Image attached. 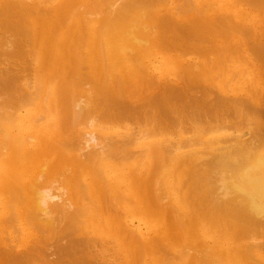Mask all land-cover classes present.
I'll list each match as a JSON object with an SVG mask.
<instances>
[{
    "label": "bare ground",
    "instance_id": "bare-ground-1",
    "mask_svg": "<svg viewBox=\"0 0 264 264\" xmlns=\"http://www.w3.org/2000/svg\"><path fill=\"white\" fill-rule=\"evenodd\" d=\"M170 1L0 0V243L10 221L21 225L8 250L30 251L35 224L66 221L73 248L102 240L96 264H112L107 240L127 264H264L262 122L179 133L117 120L153 85L156 96L140 97L164 113L171 96L201 90V107L264 115V0ZM14 56L29 60L33 85L2 74Z\"/></svg>",
    "mask_w": 264,
    "mask_h": 264
},
{
    "label": "rangeland",
    "instance_id": "rangeland-1",
    "mask_svg": "<svg viewBox=\"0 0 264 264\" xmlns=\"http://www.w3.org/2000/svg\"><path fill=\"white\" fill-rule=\"evenodd\" d=\"M173 2V0H171L170 1V3H172ZM181 4L180 2H179V0H174V2L171 4V7L172 8H174L177 4ZM181 13V12H180ZM179 13V14H180ZM191 56V55H190ZM14 62H12V61H10L9 62V68H8V71H6V72H3L2 74L3 75H6L7 73L9 74V76H13V75H16V76H18V78H19V82H24V84L26 85L27 83L28 84H30V85H33L34 84V69L29 65V60L27 59V57H23V58H21V57H16V56H14L13 57V59H12ZM20 62V63H19ZM14 63V64H13ZM17 64H19V65H17ZM21 64V65H20ZM24 64H26V65H24ZM0 65H2V64H0ZM12 65V66H11ZM14 65H15V67H14ZM262 67V66H261ZM18 69V70H17ZM14 70H17V71H19V73L17 72V71H14ZM24 70H25V73H24ZM13 71V72H12ZM22 71V72H21ZM16 72V73H15ZM21 73H24V74H21ZM31 73V74H30ZM25 77V78H24ZM21 78V79H20ZM24 79V80H23ZM21 80V81H20ZM159 84H161V83H159ZM159 85H153V87H150L148 90H145L144 92H145V95L142 93H140V94H138L137 96H133V98H131V99H129V101L131 102V103H133L134 104V102H135V104H134V106L128 111L129 112V115H128V112H121V114H120V118H117V120L120 122L121 121V123H123V122H127V123H129L130 124V126H134L135 127V129L134 130H136L140 125H143V124H146V122L144 123V121L146 120L147 122H148V125H150V126H153L154 128H156V129H162L163 130V128L165 127V125H167L168 126V128H166V129H168V130H166V129H164L165 131H169V128H170V131H173V132H175V128H176V131H178L179 132V130H178V126H179V129L181 128V127H183L182 128V131H181V129H180V132H182L183 133V129H184V131L186 130V129H188V130H191V128H198L199 126L198 125H201V124H204V123H206V121H207V123L210 125L211 124V126L212 125H214V124H216L217 122L218 123H221V120H222V122L223 121H225V123H227V124H231V125H234L235 124V121H237L240 117H239V115L241 116V120L239 119V121H237V122H242L243 123V125L242 126H244V124H245V126L247 125V124H249L248 126H250L252 123H253V121L254 122H264V115L261 113H259V114H257V113H253L252 111H247L246 109L247 108H245L244 110H246L245 111V113H244V115H243V113L242 112H240V113H238L237 111V113L235 112H232L231 110H233V108H231V107H224L223 106V104H220L219 102H217V103H215V104H213V105H210V104H206V106L204 105V106H202L201 107V105H202V103H204L202 100H203V97L202 96H204L205 94L203 93V91H197L196 90V92H201V93H197L196 94V92H195V90H194V92L192 93L191 91H186V93L188 94H185L184 93V95H183V97L182 98H174L173 96H171L170 97V94H169V102L165 105V106H169V107H171V110L170 111H168L167 113H164L163 112V103H154V101H152V102H150V103H152V104H150V105H148L150 108H148V106L145 104V103H147L146 101H147V99H145V100H143V97H146L147 98V96H156L158 93H156V91H159ZM151 90V91H150ZM150 91V92H149ZM1 92H3V89H0V94H1ZM148 92V93H147ZM148 94V95H147ZM194 95V98H193V95ZM200 94H201V96H200ZM2 95V94H1ZM1 95H0V101L1 100H4V95H2L3 96V98L1 97ZM140 96H143V97H140ZM187 96H189V97H191L190 99H189V97H187ZM132 97V96H131ZM139 97L143 100H140L139 99ZM199 97V98H198ZM186 98V99H185ZM187 98H188V100H190L189 102H188V100H187ZM196 98V99H195ZM7 99H10V97L8 98L7 97ZM133 99V100H132ZM184 99H185V101H184ZM132 100V101H131ZM134 100H138L137 102L136 101H134ZM175 100H178V101H175ZM197 100H199V101H197ZM174 103V104H173ZM182 103V104H181ZM193 103H195V105L193 104ZM156 104V105H155ZM173 104V105H172ZM179 104V105H178ZM196 104H197V106L199 107L198 109H195V108H197V106H196ZM146 105V106H145ZM175 105V106H174ZM211 107H210V106ZM177 106H179L180 108H181V106L183 107V108H179V107H177ZM185 106H186V108H185ZM192 106H194V107H192ZM8 107V105H6L5 106V108H7ZM157 107V108H156ZM159 107V108H158ZM206 107V108H205ZM146 108V109H145ZM153 108V110H151ZM185 108V110L183 111L182 109H184ZM190 108V109H189ZM191 108L193 109V110H191ZM204 108V109H203ZM207 109H208V111H207ZM263 109H264V107H263ZM98 110H100V109H98ZM178 110V111H177ZM196 110H197V112H196ZM218 110V111H217ZM145 111H146V113H145ZM153 111H154V113H153ZM156 111V112H155ZM160 111V112H159ZM182 112V113H184V112H187L188 113V116H186L187 114L185 113V117L183 116L184 114H182V113H179V112ZM216 111V112H215ZM223 111V112H222ZM230 111V112H229ZM264 111V110H263ZM144 113V114H142V113ZM172 112V113H171ZM206 112H208L209 114H211V115H209L208 113H206ZM221 112V113H220ZM228 112V114H226ZM249 112V113H248ZM157 113V114H156ZM193 113V114H192ZM195 113V114H194ZM205 113V114H204ZM242 113V114H241ZM264 113V112H263ZM131 114V115H130ZM137 114V116H138V118H137V116H135ZM146 114H148V115H146ZM153 114V115H152ZM175 114V115H174ZM182 116H181V115ZM190 114V115H189ZM198 114V115H197ZM219 114H224L225 116H227L225 119H220L218 116H215V115H219ZM236 114V115H235ZM254 116V117H256V118H258V119H260V116L262 117V120L260 121H257L256 119H252L251 118V116L252 115ZM123 115V116H122ZM151 115L153 116L152 118H151ZM177 115V116H176ZM193 115V116H192ZM196 115V116H195ZM203 115H205V116H203ZM243 115V116H242ZM258 115V116H257ZM149 116V117H148ZM155 116V117H154ZM195 116V117H194ZM235 116V117H234ZM238 116V117H237ZM252 116V117H253ZM128 117V118H127ZM134 117H135V119H134ZM180 117H184V119H186V120H190V121H186V120H184V119H182L181 120V118ZM216 117V118H215ZM245 117V118H244ZM126 118H127V120H126ZM142 118V119H141ZM150 118V119H155L156 120V124H155V120L153 121L154 123H152V121H151V123L153 124H151L150 123V121H148V119ZM156 118H159L158 120L156 119ZM162 118V119H161ZM179 118V119H178ZM188 118V119H187ZM190 118V119H189ZM202 118V119H201ZM205 118H206V120H205ZM235 118H237V119H235ZM243 118L245 119V120H243ZM126 121H125V120ZM129 119V120H128ZM145 119V120H144ZM149 119V120H150ZM218 121H217V120ZM135 120V121H134ZM138 120V121H137ZM165 120H166V122H168L167 124H165L166 122H165ZM180 120L183 122H180ZM192 120V121H191ZM194 120H196L195 122H194ZM201 120V121H200ZM203 120H205V122L203 121ZM211 120V121H210ZM230 120V121H229ZM235 120V121H234ZM253 120V121H252ZM129 121V122H128ZM132 121V122H131ZM143 121V122H142ZM159 121V122H158ZM170 121V122H169ZM185 121V122H184ZM210 121V122H209ZM214 121V122H213ZM227 121V122H226ZM232 121H234V122H232ZM247 121V122H246ZM252 123H251V122ZM136 122V123H135ZM140 122V123H139ZM186 122H187V124H188V127H187V125H186ZM191 122V123H190ZM197 122V123H196ZM216 122V123H215ZM236 122V123H237ZM138 123V124H137ZM141 123H143V124H141ZM179 123H181V125L179 124ZM185 123V124H184ZM198 124V125H196V124ZM201 123V124H200ZM233 123V124H232ZM257 124V125H259V126H261V125H264V123L263 124ZM156 126H155V125ZM160 124V125H159ZM179 124V125H178ZM184 124V125H183ZM191 124V125H190ZM193 124H195L196 126H194ZM207 124V125H208ZM123 125V124H122ZM139 125V126H138ZM161 125H164V127H162ZM171 125L173 126V127H171ZM193 125V127H190L189 128V126H192ZM207 125H205L204 124V126H206V127H211V126H207ZM85 126V125H84ZM125 126V125H124ZM162 127V128H160V127ZM181 126V127H180ZM186 126V127H185ZM202 127H203V125H201ZM200 126V127H201ZM248 126H246L247 127V129H249L248 128ZM254 126H256V125H254ZM133 127V128H134ZM152 127V128H153ZM159 127V128H158ZM185 127V128H184ZM199 127V129H201ZM262 127H264V126H262ZM82 128H84V127H82ZM141 128H143L142 126H141ZM151 127L150 128H148L149 130L150 129H152ZM172 128H173V130H172ZM245 128V127H244ZM85 129L87 130V128L85 127ZM85 129H83L82 131L83 132H86V130ZM247 129H244V131H246L247 132ZM133 130V131H134ZM100 132V131H99ZM179 132V133H180ZM187 133H189L188 131H186ZM98 133V131L96 132V134ZM186 133V134H187ZM99 134H101V133H98L97 135H99ZM185 134V133H184ZM184 134H180V135H184ZM180 135H177L176 137H178V136H180ZM185 136V135H184ZM174 139V138H173ZM91 143V142H90ZM199 159V158H198ZM200 160V159H199ZM65 164V163H64ZM64 164H62V167H63V169H62V172H60L61 174L64 172V170L66 169V167H67V164L64 166ZM200 167H202L201 166V164L199 165ZM199 166L197 167V168H199ZM74 170H75V168H73ZM70 170V169H69ZM207 171H208V169H207ZM207 171L205 172V173H207ZM60 173H58V174H56V177H58L59 175H60ZM66 178H63V180H65ZM67 181V180H66ZM191 183H189V185H190ZM201 184H204V182H202ZM190 186H186L184 189H183V191H182V193H183V199L184 200H186L187 201V203L188 204H190V205H194V203L192 202V199L194 200V197L192 196V194L190 193V191H189V188ZM185 190V191H184ZM198 192H201L200 194H199V196L198 197H200V196H202L203 197V195L204 194H207V191L206 190H203V191H198ZM203 193V194H202ZM190 196V198H192V199H187L188 197ZM196 196V195H195ZM57 200V199H56ZM57 201H59V202H61V198L59 199L58 198V200ZM195 201V200H194ZM199 202H202L201 200H199ZM192 203V204H191ZM198 205H199V203H198ZM197 205V206H198ZM196 206V205H195ZM196 206V207H197ZM10 214H11V212H10ZM12 220V219H11ZM13 221V220H12ZM12 221H10V223H8V224H10L9 225V228L10 227H12V228H10V230H6L7 231V235H8V237L10 238H7V235H6V239L4 240V241H2L1 243H0V264H27L28 262H27V260H28V258H29V260H31V261H33V262H29L30 264H90V263H92V261L94 262V263H92V264H96L97 263V260H98V257H97V254L99 253V251H101V245H100V243H101V241H100V243H96L95 245V247H97V248H94V246L92 245V246H90L89 248H87V245H84V244H79V243H74V244H72L73 246H74V248L72 247V246H70V244H69V242H68V240L67 239H62V229H64V223L66 222V221H62V222H57L56 221V223H54V225H52V227H40V228H37V227H39V226H37L36 224H35V228H34V235L31 237L32 239L34 238V237H36V239L34 238L33 240L31 239V241L32 242H29V243H27V248H31V246L29 247V245H32V244H34V247L33 248H31V250L30 251H28V252H26V251H24L25 249L24 248H22V249H20V250H16L15 248H16V246H14V248L13 249H11V251L10 250H8V249H10V245H14V243H15V245H16V243L19 241H16V237H18L19 235V233L21 232V230H20V227H18V226H21L20 225V223L18 224L17 223V221L15 220V224L17 225L18 224V226H15V224L12 222ZM11 222H12V225H11ZM137 224V223H136ZM82 225L84 226L85 224H84V222L82 223ZM14 226V227H13ZM59 226V227H58ZM134 226H136V225H134ZM144 226V224H142L141 226H140V229L139 230H136V231H140V232H143V234L145 235L146 234V228H145V226ZM18 227V228H17ZM130 227H133V226H130ZM51 228H52V230H51ZM12 229V230H11ZM15 229V230H14ZM19 229V230H18ZM40 229H42V231L40 230ZM131 229H133V230H135V227L134 228H131ZM13 230L15 231V233L13 232ZM18 230V231H17ZM40 232H39V231ZM43 230H44V232L47 234V232H48V234L46 235L44 232H43ZM48 230V231H47ZM20 231V232H19ZM38 231V232H37ZM55 231V232H54ZM18 232V233H17ZM49 232H50V234H49ZM17 233V234H16ZM44 233V234H43ZM10 234V235H9ZM82 234V233H81ZM14 235V236H16L15 238H14V236H13V238H12V236ZM42 236V237H41ZM43 236H47V242L46 241H44V240H46V237L44 238V239H42L43 238ZM76 236V235H75ZM40 238V239H39ZM50 238V239H49ZM58 238V239H57ZM108 238V237H107ZM10 240H12L13 242L11 243V241ZM35 240H36V242L39 244H37L36 242H35ZM50 240H51V242H50ZM62 240V241H61ZM63 240H65V241H63ZM97 240H99V239H97ZM33 241H34V243H33ZM107 241H109V245H111V247L110 246H108L107 244H105V245H107L108 246V249H106L107 251V254L105 255V258L106 259H108V258H110L111 256H113L112 258H110V263H112L113 264V262H115V256H116V259H117V253H118V256L120 255V253L117 251V249L119 248V246H117L118 244L116 243V241L114 240V242H112L111 240H107ZM40 242H42V243H40ZM45 242V243H44ZM99 242V241H98ZM7 243H11L10 245L8 244L7 245ZM57 243V244H56ZM103 243V242H102ZM51 244H52V248H51ZM7 245V246H6ZM12 245V246H13ZM54 245V246H53ZM55 245H56V247H55ZM80 245V246H79ZM113 245H115L114 246V249H113ZM9 246V247H8ZM50 246V247H49ZM77 246V247H76ZM78 246H79V248H80V250H79V248H78ZM83 246V247H82ZM86 246V247H85ZM6 247H8V248H6ZM39 249H38V248ZM75 247L76 248H78V249H76L75 250ZM94 248V250L92 249V248ZM118 247V248H117ZM44 248H45V250H44ZM47 248V249H46ZM57 248V249H56ZM82 248V249H81ZM83 248L84 249H86V250H83ZM92 250H91V249ZM110 248V249H109ZM41 249V250H40ZM49 249V250H48ZM51 249V250H50ZM88 249H89V251H88ZM100 249V250H99ZM16 250V251H15ZM23 250V251H22ZM53 250H54V252H53ZM58 250H59V252H58ZM79 250V251H78ZM92 251V253L94 252V255L93 254H91V251ZM111 250H113V253H112V251ZM117 252H116V251ZM21 251V252H20ZM51 251V252H50ZM98 251V252H97ZM110 251H111V253H110ZM80 254H79V253ZM82 252H86V254H88V252H90V254H91V256H93V257H89L88 259H91V258H94V257H96V259H93V260H91V262H90V260H87V258H86V254H83ZM105 252V253H106ZM14 253H16L15 255H14ZM20 253V254H19ZM21 253L23 254V255H26V256H22L21 258H20V256L19 255H21ZM74 253V254H73ZM97 253V254H96ZM109 253V254H108ZM116 253V254H115ZM52 254V256H50ZM90 254H88V256L90 255ZM111 254V255H110ZM17 255V256H16ZM42 255H44V256H42ZM54 255V256H53ZM56 255V256H55ZM68 255V256H67ZM96 255V256H95ZM115 255V256H114ZM8 256V257H7ZM29 256V257H28ZM31 256V257H30ZM36 258H35V257ZM38 256L40 257V258H38ZM44 257V258H42V257ZM67 256V257H66ZM75 256H76V260H75ZM87 256V257H88ZM108 256H110V257H108ZM121 256V255H120ZM25 257V258H24ZM26 257H28V258H26ZM64 257H66L65 258V260L63 259ZM80 257V258H79ZM2 258V259H1ZM9 258V259H8ZM16 258V259H15ZM24 258V261L23 260H21V259H23ZM35 258V259H34ZM69 259V261H68V259ZM13 259L14 260H16V261H14L13 262ZM25 259H27L26 261H25ZM37 259V263L35 262V260ZM45 261H44V260ZM53 259H55V261L53 260ZM122 259H123V261H122ZM10 260V261H9ZM49 260V261H48ZM59 260V261H58ZM80 260V261H79ZM87 260V261H86ZM20 261V262H19ZM23 261V262H22ZM42 261V262H41ZM62 261V262H61ZM83 261V262H82ZM99 261H100V259H99ZM113 261V262H112ZM48 262V263H47ZM51 262V263H50ZM53 262V263H52ZM55 262V263H54ZM80 262H82V263H80ZM85 262V263H84ZM96 262V263H95ZM109 262V261H108ZM117 262H118V264L119 263H121V264H123V263H125V264H127V262H125V260H124V258L123 257H121V258H119L118 257V259H117ZM116 262V263H117ZM123 262V263H122ZM116 263H114V264H116ZM141 263V262H140ZM135 264H139V262H136ZM143 264H146V263H143Z\"/></svg>",
    "mask_w": 264,
    "mask_h": 264
}]
</instances>
